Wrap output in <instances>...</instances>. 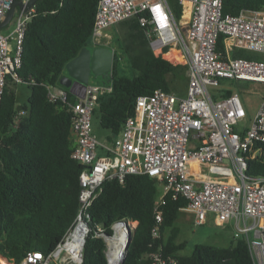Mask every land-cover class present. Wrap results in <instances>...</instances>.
I'll list each match as a JSON object with an SVG mask.
<instances>
[{"label": "built area", "instance_id": "obj_1", "mask_svg": "<svg viewBox=\"0 0 264 264\" xmlns=\"http://www.w3.org/2000/svg\"><path fill=\"white\" fill-rule=\"evenodd\" d=\"M11 3L0 0V23ZM177 3L190 8L185 24L177 21L168 0H98L92 38L136 19L157 56L179 50L187 67L186 96L160 89L139 96L134 115L107 142L96 138L91 124L98 96L110 92V87L88 86L83 99L70 102L64 88L47 86L48 101L61 103L71 115L75 145L70 158L82 166L77 214L48 254L28 252L17 263L0 258V264H83L93 201L104 182L123 184L130 175H147L162 186L154 207L158 224L165 197H181L187 201L181 210L193 215L196 226L209 219L217 225L234 222L233 239L244 241L252 264H264V176L246 175L249 160L264 158V98L252 121L241 125L247 111L240 95L214 99L208 91V87L217 89L222 80L264 85V61L232 57L237 50L264 56V8L223 15L222 0ZM34 13V8L16 9L12 29L0 30V101L8 81L20 83L22 42ZM119 223L112 225L109 239L99 226L94 232L105 243L106 264H122L126 253L127 238L118 240L114 227L121 225L127 231L131 222ZM151 236L158 238V227ZM149 260L178 264L160 252H151Z\"/></svg>", "mask_w": 264, "mask_h": 264}, {"label": "trees", "instance_id": "obj_2", "mask_svg": "<svg viewBox=\"0 0 264 264\" xmlns=\"http://www.w3.org/2000/svg\"><path fill=\"white\" fill-rule=\"evenodd\" d=\"M98 0H38L34 16L22 42L20 84L29 89L27 104L20 105L18 83L8 81L0 101V258L19 262L28 252L48 254L73 222L78 210L79 174L82 166L70 158L74 143L71 115L61 103L47 99V86L59 85L67 63L84 48L91 47ZM176 19L183 15L177 0H168ZM264 0H222L223 15L244 10H260ZM122 50L133 76H120L113 54L110 92L98 96L92 111L101 129L109 131L107 142L119 134L125 120L134 115L139 96L160 89L177 93L186 85V66L173 65L149 49L136 19L125 21ZM222 49L221 38L217 41ZM170 55V54H169ZM166 56L170 58V56ZM233 58L264 61V56L235 51ZM173 58H178L176 55ZM225 97L228 91H221ZM214 99H217L213 95ZM68 100L76 99L68 93ZM21 108L18 111V108ZM264 151V145L261 146ZM246 175L264 176V158L248 161ZM158 183L147 175L127 176L123 184L106 181L89 209L90 233L83 248V264H106L105 243L94 237L103 224L112 233L118 222L136 223L123 264H150L149 254L172 256L178 264H252L242 240H232L227 248L195 245L189 256L181 255L185 243L177 242L174 226L187 201L165 197L160 207L161 223L154 207ZM158 227L159 236L151 231Z\"/></svg>", "mask_w": 264, "mask_h": 264}, {"label": "rangeland", "instance_id": "obj_3", "mask_svg": "<svg viewBox=\"0 0 264 264\" xmlns=\"http://www.w3.org/2000/svg\"><path fill=\"white\" fill-rule=\"evenodd\" d=\"M12 23L8 26V29H11ZM5 33V29L2 30ZM126 32V27L123 24H117L111 28H108L92 40L91 44L103 49H107L115 54L116 63H117V72L120 76L132 77L133 71L128 66V58L122 50V40ZM95 41V42H94ZM94 46V47H96ZM93 48V47H89ZM176 53H170V57L173 58ZM177 65H182L183 62H176ZM111 73H106L104 76H97L93 78V72L89 75V86H99L105 88L110 84ZM187 76V72H186ZM177 90H175L179 97L186 96V85H177ZM209 93L213 96L218 94V91H228L230 93H238L243 102V106L247 111V118L245 121L241 122V125L244 123H249L252 121L254 115L257 112L259 103L261 99L264 98V85L253 84V83H236L229 80H222L220 86L215 89L208 87ZM16 93L18 95V102L20 105L27 104V97L29 95V89L26 85L21 84L16 88ZM92 133L98 138L102 139L104 136L109 135V131L103 130L99 127L96 119H92L91 124ZM157 195L160 196L162 193V186L158 185ZM194 217L191 213L186 210H180L178 213L177 219L174 223L179 229V235L177 242L185 243V248L180 252L181 255L189 256L195 245H206V246H215L220 248H227L231 241L234 240L233 236L236 232L234 222H230L225 225H217L212 219L207 220V222L201 226H196L193 221ZM135 223L128 224V229L133 231Z\"/></svg>", "mask_w": 264, "mask_h": 264}, {"label": "water", "instance_id": "obj_4", "mask_svg": "<svg viewBox=\"0 0 264 264\" xmlns=\"http://www.w3.org/2000/svg\"><path fill=\"white\" fill-rule=\"evenodd\" d=\"M38 0H29L27 3H22L20 0H12V3L5 15V18L0 23V30L8 25L15 13L16 9H23L27 11L34 8ZM87 54V56H85ZM112 70V53L106 49H82L78 56L66 64L65 74H61L59 77V85L66 88L68 92L80 99L85 96L86 88L88 87L89 75L93 72V78L97 76H104L106 73H110ZM77 90H82V94L78 95ZM20 108H18V111ZM118 224H120L118 222ZM99 227L103 229L104 225L100 224ZM132 231L127 229L126 238L127 245L130 242ZM110 235H106L105 239H109ZM125 258V255H124ZM123 258V261H124ZM123 264V262H122Z\"/></svg>", "mask_w": 264, "mask_h": 264}, {"label": "crops", "instance_id": "obj_5", "mask_svg": "<svg viewBox=\"0 0 264 264\" xmlns=\"http://www.w3.org/2000/svg\"><path fill=\"white\" fill-rule=\"evenodd\" d=\"M35 7V6H34ZM17 10H19V9H17ZM182 11H183V15L181 16V18L178 20L177 19V21L178 22H183L184 24L188 21V19H189V11H190V8H189V6H187V7H185L184 9H183V7H182ZM129 21V20H128ZM125 22V21H124ZM10 23H12V27H13V22H12V20H11V22ZM10 23L8 24V25H6L4 28H2V30H4L5 29V31H9V30H11L12 29V27H11V29H8V26L10 25ZM123 23V22H122ZM120 24V23H119ZM92 40H94L93 38H92ZM92 42V41H91ZM95 42V41H94ZM94 46H96L95 44L94 45H92L91 44V47H93V48H84V49H103L102 47H98V46H96V47H94ZM150 49V48H149ZM107 50V49H106ZM237 51H239V50H237ZM240 51H243V50H240ZM111 52V51H110ZM166 52V51H165ZM173 52H175L176 53V57H178V58H167L166 56H168L170 53H173ZM235 52V51H234ZM247 52V51H246ZM112 53V61H113V52H111ZM153 53V52H152ZM248 53H250V52H248ZM155 56H157L155 53H153ZM254 54H256V53H254ZM260 55V54H259ZM158 56H160V55H158ZM161 57L163 58V59H165V60H167V61H169L171 64H173V65H177L176 64V62H178V63H180V62H182V59H181V55H180V53H179V50L177 49V48H174V49H172L167 55H161ZM187 68V67H186ZM112 71V70H111ZM186 72H187V70H186ZM66 73V71H65V69H64V71L62 72V74H65ZM111 73V72H110ZM89 82V81H88ZM19 85H21L20 83H18ZM187 85V84H186ZM89 86V85H88ZM92 86V85H91ZM93 86H95V85H93ZM62 87V86H61ZM99 87V86H98ZM108 87V86H107ZM62 88H64V87H62ZM66 91H68L66 88H64ZM69 93V92H68ZM77 93H78V95H81L82 94V90H77ZM72 95V94H71ZM74 96V95H73ZM222 96V93L220 92L219 93V91H218V94L216 95V97L217 98H219V97H221ZM75 97V99H80V98H78L77 96H74ZM20 108V107H19ZM21 109V108H20ZM255 116V115H254ZM109 135H107V136H104L102 139H99L100 141H106V139H107V137H108ZM71 137H72V141H73V143H74V145H75V139H74V137L72 136V134H71ZM97 138V137H96ZM98 139V138H97Z\"/></svg>", "mask_w": 264, "mask_h": 264}, {"label": "bare ground", "instance_id": "obj_6", "mask_svg": "<svg viewBox=\"0 0 264 264\" xmlns=\"http://www.w3.org/2000/svg\"><path fill=\"white\" fill-rule=\"evenodd\" d=\"M114 229H115V231L117 233V237H118L117 239L118 240H122V239L125 238V236H126V230L124 229V227H122L121 225H116L114 227Z\"/></svg>", "mask_w": 264, "mask_h": 264}, {"label": "flooded vegetation", "instance_id": "obj_7", "mask_svg": "<svg viewBox=\"0 0 264 264\" xmlns=\"http://www.w3.org/2000/svg\"><path fill=\"white\" fill-rule=\"evenodd\" d=\"M85 56H87V54H85Z\"/></svg>", "mask_w": 264, "mask_h": 264}]
</instances>
